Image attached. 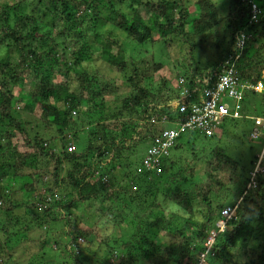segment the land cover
Segmentation results:
<instances>
[{"label": "trees", "instance_id": "16d2710c", "mask_svg": "<svg viewBox=\"0 0 264 264\" xmlns=\"http://www.w3.org/2000/svg\"><path fill=\"white\" fill-rule=\"evenodd\" d=\"M228 3L233 10L226 19L227 44L211 65L215 67L240 53L234 65L236 73L241 80L257 83L264 79V0H260L256 22L250 21L248 1ZM188 6L187 0H17L0 4V47L7 48V54L0 58V165L20 170L28 160L38 157L53 162V184L45 194L39 192L36 200L24 203L31 217L21 228L11 214L17 204L9 198L0 201V215L5 213L0 218V231L5 243L28 226L44 227L49 235L57 225L64 228L68 238L62 246L73 253L75 264H83L84 254L79 247L85 242V234L74 229L75 220H82L75 212L79 206L86 209L96 202L94 216L106 215L108 219L110 213L117 223L131 226L124 245L137 249L132 260L135 264H141V255L155 259L154 264H197L198 254L205 249V238L212 231V251L205 264H264V156L260 159L263 170L252 175L259 158L255 156L249 179L241 182L237 177L239 162L218 145L202 154L198 172L195 165L181 166L171 158L172 150L183 145L178 140L155 168L145 167L146 148L142 162L130 169L133 152L149 144L163 128L184 122L187 111L171 104L174 87H167L164 94L161 88L153 89L142 60L135 63L127 59L121 42L96 29L110 24L135 43H144L170 34L191 39L211 32L221 22L210 0H195L193 8L197 12ZM187 24L191 25L189 31ZM240 30L247 35L242 50L235 47ZM95 45H99L97 50ZM194 48L191 44L189 56ZM95 51L128 84L127 95L115 100L113 108L107 105L110 98L106 92L114 85L112 78L105 80L83 67ZM194 69L190 66L182 74L191 80L189 75ZM196 70L200 71L199 66ZM70 77L76 84H71ZM14 87L19 89L17 94L13 93ZM15 100H22L23 110L41 123L45 138L39 134L30 137L19 118L12 116ZM258 106L264 115V95L246 94L241 107L243 118L249 119L246 116ZM80 122L89 128L74 132ZM17 133L22 135L26 151L13 145ZM83 135L87 137L84 147ZM3 142L10 150V158L1 152ZM73 143L77 147L71 149ZM117 166L121 169L117 170ZM196 173L202 178L197 179ZM231 183L240 184V201L236 200L235 215L227 228L219 231L216 220L226 205L220 203V196ZM160 196L171 200L176 210L166 211ZM114 211L125 212L118 217ZM163 235L169 236L168 241ZM101 238L103 243L107 241V236ZM110 256L112 263L120 258L117 250ZM161 257L164 258L157 261ZM122 261L123 258L115 264Z\"/></svg>", "mask_w": 264, "mask_h": 264}, {"label": "rangeland", "instance_id": "374dc122", "mask_svg": "<svg viewBox=\"0 0 264 264\" xmlns=\"http://www.w3.org/2000/svg\"><path fill=\"white\" fill-rule=\"evenodd\" d=\"M17 0H0V4L8 2L12 3ZM214 3L217 9L218 18L221 19L219 25L211 32L200 35L198 37H191V39H181L177 35L170 34L160 40L145 41L144 43H135L130 40L127 35L119 28L104 24L98 26L96 31L101 35L108 37L111 36L118 42L122 43L123 50L127 59H131L137 63L142 60L145 72L150 74L151 83L153 89L158 90L161 88L162 93H165L167 87H174L176 85V79L179 75L184 73L188 67L192 66L196 69L199 66L200 71H206V75L209 74L214 66L211 64L217 60L218 54L221 49L227 44V38L229 33L225 31V25L227 23V15L231 13L228 0H210ZM188 7L193 12H197L195 7V0H187ZM192 12V11H191ZM195 13H192L193 18ZM186 29L191 30V25L187 24ZM154 34V39H157ZM192 47L193 53L190 56L187 50ZM99 45H95L94 49L97 50ZM7 54L6 47H0V58ZM187 58L189 64L185 60ZM159 65V66H157ZM197 65V66H196ZM86 70L98 74L103 79L106 77L112 78V84L110 88L106 89V92L110 98L107 105L111 108L115 106V100H119L127 95L129 88L125 80L122 79V75L116 71V69L110 66L105 61L101 60L97 56L95 51L94 56L88 61V64L83 66ZM155 69L153 70V68ZM154 71V72H153ZM61 77H58L60 80ZM63 81V80H61ZM71 84H76L75 80L70 77ZM164 81L163 84H161ZM19 89L14 87L13 93L17 94ZM117 102V101H116ZM13 109L11 110L12 116L19 118L21 126L26 129L30 137L36 134L43 135V127L39 121H37L31 114L23 110L24 102L22 100H15L12 102ZM83 108V107H82ZM250 119L240 118L233 121H225L224 129H220L213 138H205L203 134L191 133L185 134L179 138V141L183 144L180 148L172 150L171 158L176 159L181 166L195 165V169L198 172L201 165L202 154L206 153L209 148L218 145L222 147L226 153L233 159L239 162V170L237 177L241 182L249 179V172L253 168V162L255 156L260 154L264 156V128L259 126L261 131V137L253 138L250 133L255 128L253 119L255 116L263 115V111L258 106L256 110L252 111ZM77 118V115L74 119ZM82 119V118H81ZM8 122V121H6ZM2 122L0 121V127ZM92 126L91 124H89ZM74 132H80L81 127L88 129L89 126L75 125ZM55 134V133H54ZM200 134V135H199ZM70 136L71 133H69ZM22 135L17 133V136L13 138V145L17 147L19 151H26L27 147L23 143ZM83 147L87 143V137L82 136ZM148 144L141 145L136 152H133L130 169H134L135 166L142 162L144 153ZM71 149L77 147L70 145ZM193 151L195 154L193 155ZM204 151V152H203ZM1 152L5 153L9 158L8 152L4 142L1 145ZM56 152H59L56 150ZM12 160V159H11ZM11 160H9L11 162ZM13 161V160H12ZM14 162V161H13ZM22 169H3L0 165V176L3 180L0 181V201L9 198L15 204V209L11 214L17 218V226L22 227L23 224L28 222L31 217V211L29 207H26L25 202H32L36 200L39 192L45 194L47 189L53 184L52 181V168L53 162L47 158L38 157L37 159L28 160ZM67 167V164L63 166V170ZM121 167L117 166V170ZM17 170V171H16ZM16 171V172H15ZM107 178V176H105ZM196 178L201 179L202 176L196 173ZM235 180V178H234ZM32 187L30 189L28 186ZM236 184V183H234ZM220 196V203L233 205L240 201L239 192L241 191L239 186H234L232 183L226 186ZM66 193V191H65ZM227 194L226 198L223 195ZM238 199V200H237ZM237 200V201H236ZM236 201V202H235ZM162 207L166 211L176 210V206L171 203V200H166L163 197H159ZM235 202V203H234ZM219 203V204H220ZM88 206V207H87ZM85 206L86 209H82L81 206L76 210L75 214L79 215L82 220L77 218L75 220V230H81L85 234V242L80 245L82 248L80 253L84 254L81 258L83 264H115L123 258V264H135L134 254L138 253L137 249L131 245L126 246L125 242L128 241V237L132 231V228L127 223H117L113 220V215L109 213L108 219L106 215L104 217H96L93 215L94 210L97 208L96 202L92 205ZM121 212V211H120ZM119 211H114V214L118 217H123L125 211L122 214ZM6 214H8L6 212ZM10 214V213H9ZM5 215L1 214V216ZM11 218L13 215H10ZM219 218V217H218ZM217 218V219H218ZM3 219V218H2ZM227 228V225H225ZM27 230V231H26ZM19 233L15 239L5 243V235L0 231V262L2 264H75L73 253H70L69 249L64 248L62 244L66 243L68 238L64 235V228L57 225L52 230L46 231L44 227H32L28 226L26 229ZM26 231V232H25ZM107 236V241L103 243L102 236ZM97 238H100L97 240ZM163 238L168 241L169 236L163 235ZM58 243L55 244L53 240ZM166 243V241H165ZM40 244L42 247H39ZM117 250L120 254V258H116L111 261V252ZM116 252V251H115ZM43 255H42V254ZM164 253H162V256ZM164 257L157 259L161 261ZM153 258L141 255L139 261L141 264H154Z\"/></svg>", "mask_w": 264, "mask_h": 264}, {"label": "built area", "instance_id": "2783aa9c", "mask_svg": "<svg viewBox=\"0 0 264 264\" xmlns=\"http://www.w3.org/2000/svg\"><path fill=\"white\" fill-rule=\"evenodd\" d=\"M250 3L251 18L257 19L259 6L256 0H245ZM245 35L241 33L237 40V46L242 47ZM237 55H230L223 63L218 66L214 82L210 85V77L203 74L201 77L196 76V82L200 83L199 87L194 86L192 89L182 91L181 98L176 102L187 111V118L184 122L177 123L171 127L163 128L158 135H155L147 146L144 164L146 168H155L160 163L161 157H167L171 148L177 139L186 133H200L206 136L216 134L220 125L226 119H239L243 117L241 103L246 91L264 93V81L256 84L248 81H241L234 68V60ZM247 118H252L250 115ZM255 128L250 133L253 138L261 137L259 126L264 128V116H255L253 119ZM252 175L256 171H261L260 159L258 156ZM250 185L255 186L251 181ZM238 203V202H237ZM237 203L226 205L222 208L220 218L216 223L219 231L225 229V225L231 220L236 211ZM215 232H211L205 239L204 250L197 256V264H205L207 255L212 251Z\"/></svg>", "mask_w": 264, "mask_h": 264}, {"label": "clouds", "instance_id": "9594fccd", "mask_svg": "<svg viewBox=\"0 0 264 264\" xmlns=\"http://www.w3.org/2000/svg\"><path fill=\"white\" fill-rule=\"evenodd\" d=\"M256 2H257V4H258V6H259V3H260V0H256ZM259 9H260V6H259ZM250 10H251V7H250ZM260 11H261V9L259 10V13H260ZM258 13V14H259ZM258 16L259 15H257V19H258ZM257 19L256 20H252V18H251V15H250V21L251 22H256L257 21ZM241 33H243L244 35H245V40H244V43H243V45H242V47H239V46H237V40H238V37H239V35L241 34ZM235 40H236V42H235V47L236 48H238V49H243V47H244V45H245V43H246V40H247V35H246V32H244V31H242V30H240L239 32H238V34L236 35V38H235ZM239 54L240 53H237L236 55H237V58L234 60V65H235V62H236V60L239 58ZM233 55H235V54H233ZM232 55V56H233ZM227 58H225V60H226ZM224 60V61H225ZM224 61H221V62H219L215 67H213L212 68V70H208V71H210L209 72V74L208 75H206V71H198V70H196V69H194V70H192L193 72H191L192 73V75H189V78H191V80L190 79H188V77L185 75V74H181V75H179L178 77H177V79H176V85L174 86V88H175V96H174V94H173V98H172V100H170V102H171V104L172 105H176L177 103V101L181 98V96H182V91H184V90H186V89H192L194 86H196V87H199L200 86V83L199 82H196V76H198V77H201L203 74H205L206 76H208V77H210L211 76V72L212 71H214L213 72V78L212 77H210L211 79H210V87H211V84H213V82H214V78H215V74L217 73V71H218V66L221 64V63H223ZM234 68H235V66H234ZM211 73V74H210ZM238 75V74H237ZM239 76V75H238ZM263 76H264V71H263ZM240 78V77H239ZM241 80V79H240ZM241 81H246V80H241ZM260 81H264V79L263 80H260ZM259 81V82H260ZM249 82V81H248ZM251 83V82H250ZM253 84H256V83H253ZM177 86V87H176ZM176 88H178L179 90H177ZM254 91H246L245 93H244V95H243V98H242V103H241V106L244 104V99H245V96H246V94H249V93H253ZM257 94H260V95H264V93H261V92H257ZM180 96V98L179 97H177V96ZM177 105H179V104H177ZM241 110H242V108H241ZM244 117V116H243ZM243 117H241V118H243ZM240 119V118H239ZM250 119V118H249ZM233 120H237V119H226L225 121H233ZM251 120V119H250ZM225 121H223L222 122V124L224 125L225 123ZM221 124V125H222ZM220 125V126H221ZM196 133V132H195ZM186 134H189V133H186ZM198 134V133H197ZM183 135H185V134H183ZM183 135H181V136H183ZM180 136V137H181ZM179 137V138H180ZM179 138L177 139V141L179 140ZM176 141V142H177ZM175 142V143H176ZM150 143V142H149ZM175 145V144H174ZM174 147V146H173ZM172 147V148H173ZM171 148V149H172ZM171 151V150H170ZM152 169V168H151ZM227 205H230V204H227ZM234 205V204H233ZM226 206V205H225ZM222 210V209H221ZM220 214H221V211H220ZM220 218V217H219ZM219 218L216 220V222L219 220ZM227 225V224H226ZM226 228V227H225ZM211 233V232H210ZM209 235V234H208ZM207 235V236H208ZM206 236V237H207ZM206 239V238H205Z\"/></svg>", "mask_w": 264, "mask_h": 264}]
</instances>
